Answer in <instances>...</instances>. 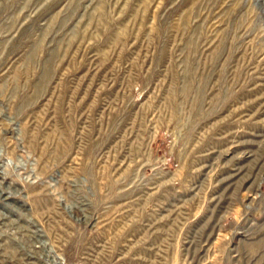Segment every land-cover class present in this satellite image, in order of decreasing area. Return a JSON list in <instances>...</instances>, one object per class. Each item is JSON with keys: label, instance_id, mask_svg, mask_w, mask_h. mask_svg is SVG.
Here are the masks:
<instances>
[{"label": "rangeland", "instance_id": "rangeland-1", "mask_svg": "<svg viewBox=\"0 0 264 264\" xmlns=\"http://www.w3.org/2000/svg\"><path fill=\"white\" fill-rule=\"evenodd\" d=\"M0 264H264V0H0Z\"/></svg>", "mask_w": 264, "mask_h": 264}]
</instances>
